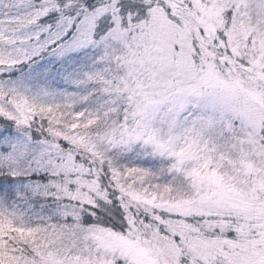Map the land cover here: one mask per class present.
<instances>
[{
    "label": "snow or ice",
    "instance_id": "1",
    "mask_svg": "<svg viewBox=\"0 0 264 264\" xmlns=\"http://www.w3.org/2000/svg\"><path fill=\"white\" fill-rule=\"evenodd\" d=\"M0 264H264V0H0Z\"/></svg>",
    "mask_w": 264,
    "mask_h": 264
}]
</instances>
